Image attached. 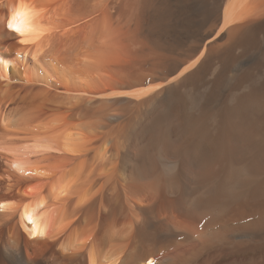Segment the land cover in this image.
Wrapping results in <instances>:
<instances>
[{"label": "bare ground", "instance_id": "bare-ground-1", "mask_svg": "<svg viewBox=\"0 0 264 264\" xmlns=\"http://www.w3.org/2000/svg\"><path fill=\"white\" fill-rule=\"evenodd\" d=\"M0 264H264V0H0Z\"/></svg>", "mask_w": 264, "mask_h": 264}, {"label": "snow or ice", "instance_id": "snow-or-ice-1", "mask_svg": "<svg viewBox=\"0 0 264 264\" xmlns=\"http://www.w3.org/2000/svg\"><path fill=\"white\" fill-rule=\"evenodd\" d=\"M7 28H8V29H12V30L17 31V32L20 31V29L14 27L13 23H11V22H9V23L7 24Z\"/></svg>", "mask_w": 264, "mask_h": 264}]
</instances>
